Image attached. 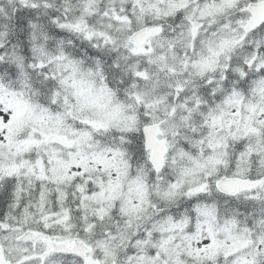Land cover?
Segmentation results:
<instances>
[{
    "label": "snow or ice",
    "instance_id": "obj_1",
    "mask_svg": "<svg viewBox=\"0 0 264 264\" xmlns=\"http://www.w3.org/2000/svg\"><path fill=\"white\" fill-rule=\"evenodd\" d=\"M0 264H264V0H0Z\"/></svg>",
    "mask_w": 264,
    "mask_h": 264
}]
</instances>
